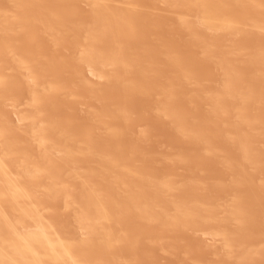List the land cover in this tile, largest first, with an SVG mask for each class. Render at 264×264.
<instances>
[{
    "label": "bare ground",
    "instance_id": "obj_1",
    "mask_svg": "<svg viewBox=\"0 0 264 264\" xmlns=\"http://www.w3.org/2000/svg\"><path fill=\"white\" fill-rule=\"evenodd\" d=\"M0 264H264V0H0Z\"/></svg>",
    "mask_w": 264,
    "mask_h": 264
}]
</instances>
